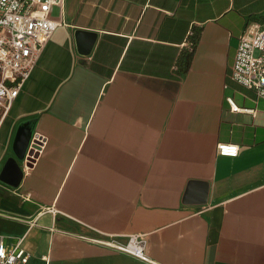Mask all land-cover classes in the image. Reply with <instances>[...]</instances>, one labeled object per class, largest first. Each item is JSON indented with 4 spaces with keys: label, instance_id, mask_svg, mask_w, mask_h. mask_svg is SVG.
I'll use <instances>...</instances> for the list:
<instances>
[{
    "label": "crops",
    "instance_id": "0c3cea01",
    "mask_svg": "<svg viewBox=\"0 0 264 264\" xmlns=\"http://www.w3.org/2000/svg\"><path fill=\"white\" fill-rule=\"evenodd\" d=\"M51 16L0 110V170L15 139L40 141L17 186L0 180V239L27 264H264V99L230 75L264 0H65ZM193 181L203 203L185 200ZM130 234L149 262L93 242Z\"/></svg>",
    "mask_w": 264,
    "mask_h": 264
},
{
    "label": "built area",
    "instance_id": "2783aa9c",
    "mask_svg": "<svg viewBox=\"0 0 264 264\" xmlns=\"http://www.w3.org/2000/svg\"><path fill=\"white\" fill-rule=\"evenodd\" d=\"M64 1L0 0V110L5 111L11 104L33 69L39 51L59 25L51 11L54 6L62 9ZM230 75L257 98L264 99V17L246 21L237 38ZM231 108L237 110L233 105ZM216 148L221 156L235 157L239 153V146L234 143H218ZM93 242L149 262L143 235L130 234L125 241L111 236ZM28 258L22 241L5 243L0 239V264H27Z\"/></svg>",
    "mask_w": 264,
    "mask_h": 264
},
{
    "label": "water",
    "instance_id": "95a60500",
    "mask_svg": "<svg viewBox=\"0 0 264 264\" xmlns=\"http://www.w3.org/2000/svg\"><path fill=\"white\" fill-rule=\"evenodd\" d=\"M77 39L84 44L83 52L89 50L93 40V34L80 31L77 33ZM84 40H87L85 42ZM40 142L29 137L17 138L13 144L14 156L6 159L3 167L0 170V180L15 187L19 184L22 178V169L20 162L26 161L30 164L36 157L39 150ZM185 200L189 202L203 203L205 201V184L201 182H191L187 189Z\"/></svg>",
    "mask_w": 264,
    "mask_h": 264
},
{
    "label": "trees",
    "instance_id": "16d2710c",
    "mask_svg": "<svg viewBox=\"0 0 264 264\" xmlns=\"http://www.w3.org/2000/svg\"><path fill=\"white\" fill-rule=\"evenodd\" d=\"M260 17H264V16H260ZM188 43H189V52H190L189 54H191V52L195 46V40H191ZM188 56H190V55H188ZM186 68H187V65H186Z\"/></svg>",
    "mask_w": 264,
    "mask_h": 264
}]
</instances>
